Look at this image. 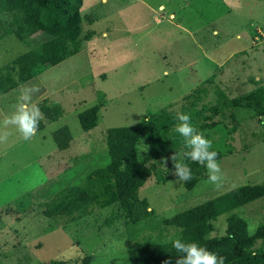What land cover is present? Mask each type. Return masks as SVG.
<instances>
[{
	"label": "rangeland",
	"instance_id": "374dc122",
	"mask_svg": "<svg viewBox=\"0 0 264 264\" xmlns=\"http://www.w3.org/2000/svg\"><path fill=\"white\" fill-rule=\"evenodd\" d=\"M82 16L83 31L92 32V39L79 55L40 76L49 99L37 105L57 109V119L44 116L45 129L31 141L9 128L8 143L0 145V264H83L88 256L91 264H131L129 248L177 236L161 219L241 186L264 185V113L236 109L235 124L230 112L216 119L236 129L228 139L235 154L219 162L222 186L212 184L207 171L187 191L176 183L174 169L164 166L171 180L163 184L153 176L140 190L155 214L135 227L133 239L124 222L104 225L116 206L96 207L75 222L48 218L45 210L64 188L82 184L87 173L107 163L112 128L136 126L164 109L189 112L186 97L198 88L206 90L200 110L216 105L221 91L233 99L264 86V0H84ZM47 39L8 36L0 42V67ZM21 88L0 97V126L15 110ZM100 104L97 127L85 132L79 114ZM63 127L73 141L60 151L52 135ZM139 147L148 153L147 140ZM9 207L18 212L6 213ZM235 213L254 236L264 223V198ZM215 225L213 236L224 235L227 216ZM256 250H264V240Z\"/></svg>",
	"mask_w": 264,
	"mask_h": 264
},
{
	"label": "trees",
	"instance_id": "16d2710c",
	"mask_svg": "<svg viewBox=\"0 0 264 264\" xmlns=\"http://www.w3.org/2000/svg\"><path fill=\"white\" fill-rule=\"evenodd\" d=\"M83 4L84 0H0V42L11 35L24 42L37 34L48 37L36 48L0 67V97L84 50L93 33L83 31ZM86 20L92 22L90 17ZM204 93L205 89L198 88L186 97L189 101L186 110L190 111L184 114H188L193 126L212 141L220 162L235 154V147L228 139L236 129L216 119L226 117L230 112L229 118L235 124L236 109L264 113V86L247 96L233 99L221 91L216 105L199 110L198 103ZM45 103H48V99ZM101 107L100 104L79 114L78 119L85 132L97 127ZM40 110L47 121L56 120L59 115L57 109L44 106ZM176 117L164 109L136 126L112 128L107 138V163L87 173L82 184L64 188L45 210L48 218L75 222L91 215L96 207L107 209L116 206V211L105 220L104 225L110 228L124 222L128 237L133 239L135 227L155 214L154 210H150L149 201L140 197V190L153 176L163 184L171 180L164 166L170 165L169 169L172 170L170 157L183 148V138L173 130L179 123ZM44 129L45 124L40 122L39 131ZM212 134H220L221 138L214 139ZM52 136L60 151L70 148L73 139L68 127L56 130ZM143 140L148 141L147 154L141 152L139 147ZM165 160L167 164H164ZM185 163L191 168L192 179L183 184L187 191H192L205 178L207 169L189 160H185ZM263 198L264 185H246L171 218H163L162 225L176 229L177 236L172 240H149L145 245L129 248L130 262L175 264L180 253L173 248V240L180 238L185 242H197L218 256L225 257V264H264V250H256L257 243L264 240V223L254 236H250L247 222L235 213ZM5 212L14 214L18 211L9 207ZM2 215L6 216L5 213ZM221 216H227L226 232L222 236H213L217 231L215 222ZM91 262L92 257L88 256L83 264Z\"/></svg>",
	"mask_w": 264,
	"mask_h": 264
},
{
	"label": "clouds",
	"instance_id": "9594fccd",
	"mask_svg": "<svg viewBox=\"0 0 264 264\" xmlns=\"http://www.w3.org/2000/svg\"><path fill=\"white\" fill-rule=\"evenodd\" d=\"M38 91V88H21L14 112L0 126V145L8 143L12 134L9 128H15L24 141H31L36 137L39 124L44 119L39 106L33 102V95ZM176 119L179 123L173 130L183 138L182 150L170 157L176 183L182 185L192 179L191 168L185 163V160H189L206 167L209 181L216 187H221L224 177L212 141L193 126L188 114L177 113ZM164 164H167V160ZM173 248L180 253L175 264H225L226 261L225 257L218 256L194 241L185 242L176 238L173 240Z\"/></svg>",
	"mask_w": 264,
	"mask_h": 264
},
{
	"label": "crops",
	"instance_id": "0c3cea01",
	"mask_svg": "<svg viewBox=\"0 0 264 264\" xmlns=\"http://www.w3.org/2000/svg\"><path fill=\"white\" fill-rule=\"evenodd\" d=\"M40 76H42V75H40ZM40 76L36 77L35 79L31 80L30 82H28L26 84H23L22 86H20L22 88L23 87L36 88V85L39 84L40 90L38 92L34 93V95H33V102L36 104H38V102H39V100H41V98H45V97H47V95H49V87L48 86L45 87V85L43 84L44 80L41 79ZM34 82H37V83L34 84ZM47 99H49V97H47ZM14 103L16 105L17 102H14Z\"/></svg>",
	"mask_w": 264,
	"mask_h": 264
}]
</instances>
